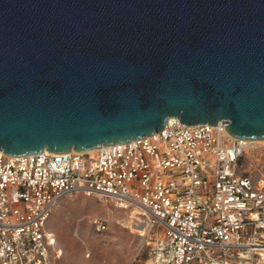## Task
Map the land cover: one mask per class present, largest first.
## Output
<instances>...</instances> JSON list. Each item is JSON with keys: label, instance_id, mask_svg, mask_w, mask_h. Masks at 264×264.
I'll return each instance as SVG.
<instances>
[{"label": "water", "instance_id": "water-1", "mask_svg": "<svg viewBox=\"0 0 264 264\" xmlns=\"http://www.w3.org/2000/svg\"><path fill=\"white\" fill-rule=\"evenodd\" d=\"M185 125L264 140V0H0V150Z\"/></svg>", "mask_w": 264, "mask_h": 264}, {"label": "built area", "instance_id": "built-area-1", "mask_svg": "<svg viewBox=\"0 0 264 264\" xmlns=\"http://www.w3.org/2000/svg\"><path fill=\"white\" fill-rule=\"evenodd\" d=\"M250 145L223 121L171 118L151 136L93 151L0 150V264H54L62 250L48 223L74 194L128 212L133 230L157 238L158 263H264V184L241 164Z\"/></svg>", "mask_w": 264, "mask_h": 264}, {"label": "rangeland", "instance_id": "rangeland-1", "mask_svg": "<svg viewBox=\"0 0 264 264\" xmlns=\"http://www.w3.org/2000/svg\"><path fill=\"white\" fill-rule=\"evenodd\" d=\"M241 164L247 175L264 184V142L252 143ZM92 216L109 220L108 229L96 230ZM128 216V212L116 211L95 197L65 196L48 223L62 250L54 264H163L162 259L159 263L156 260L157 238L133 230Z\"/></svg>", "mask_w": 264, "mask_h": 264}, {"label": "bare ground", "instance_id": "bare-ground-1", "mask_svg": "<svg viewBox=\"0 0 264 264\" xmlns=\"http://www.w3.org/2000/svg\"><path fill=\"white\" fill-rule=\"evenodd\" d=\"M261 142H264V140H259V141H250V144H252V143H261ZM93 151V150H92ZM137 232V231H136ZM115 264V263H114ZM119 264H120V262H119Z\"/></svg>", "mask_w": 264, "mask_h": 264}]
</instances>
